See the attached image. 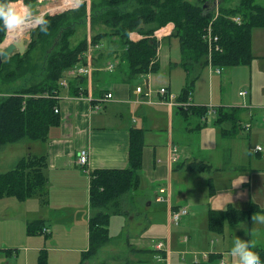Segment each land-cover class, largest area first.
<instances>
[{
	"label": "crops",
	"instance_id": "1",
	"mask_svg": "<svg viewBox=\"0 0 264 264\" xmlns=\"http://www.w3.org/2000/svg\"><path fill=\"white\" fill-rule=\"evenodd\" d=\"M256 2L264 4V0ZM81 28L84 30L83 36L87 37L105 30L101 26L91 29L88 22L82 24ZM172 28L173 25L167 23L153 31V36L159 40L156 58L159 69L155 73H138L132 77H125V73L118 69L119 57L115 56L118 51H114L118 49L116 37L103 36L100 47H92L90 52L91 73L80 78L81 95L70 93L67 88L60 89L57 99L58 122L49 127L46 138L41 141L29 140L25 149L17 150V156L9 155L3 159V163L11 168L28 153L44 154V173L47 177L43 195H34L22 201L11 196L0 198V218L3 219L0 221V249H11L7 255L23 249L22 264H29L30 254L32 261L36 260L40 250L48 252L47 261L52 264V260L57 264H145L149 254L153 256L157 251L163 254L170 251L169 264L174 259L178 260V254L184 253L187 254L184 256L185 264H200V259L224 258L237 237L251 241L254 247L264 246V223L254 219L255 216L264 215V100L255 97L257 93L264 98V48L252 47V29L253 58L249 64L227 67L230 79L221 80L222 89L220 86L217 91L209 79L206 96H201L197 93L198 83L194 90L191 84V106L212 105L217 109H234L235 129L224 134L231 129L230 120L216 122L215 112L208 123L209 117L206 121L200 120V116L194 115L188 106L180 105L184 98L182 91L190 76H187L181 65L179 42L176 43L178 53L172 60V36H169ZM129 37L138 40L142 36L132 31ZM109 63L113 64L110 69ZM172 65L175 66L173 78ZM240 66H246V75L235 89L233 80L236 78L232 77L229 70ZM206 67L214 68L210 64ZM179 71L182 72L180 84ZM229 82L230 88L224 92L223 87ZM138 85H142L139 92L135 90ZM160 87H166L175 99L172 101L160 94ZM244 90V94H239ZM107 92L112 93V96L106 101H99V109L94 108L97 99ZM132 128L142 129L143 134L142 162L138 187L133 191L134 200L138 204L143 199L145 207L157 203L161 208L162 228L167 241L162 249L155 250L153 244V249L141 246L144 237H137L133 243H128L131 253L135 254L133 262L119 256L114 249L104 253L109 261L98 257L92 259L111 241L110 236V241L101 246L94 257L81 263V252L88 247V220L95 212L89 203V172L128 166ZM257 146H261V149L256 151ZM79 149L88 152L85 165L76 162ZM174 149L178 158L172 162L170 155ZM194 161L206 163L209 167H186L188 162ZM256 175L260 184L254 179ZM242 177H245L244 182L232 185V182H239ZM225 183L230 186L220 189L226 186ZM239 186L244 193L249 194H240ZM243 186H247V190ZM159 188L163 190L159 191ZM225 193L236 198L222 199ZM157 194L162 195V201H156ZM251 202L260 211L246 215L236 224L226 220L221 232L209 229L207 215L210 209H224L227 205L247 209ZM169 205L189 209L179 225L169 224ZM203 206L205 219H199ZM116 213L121 212L118 210ZM37 219L44 221L43 226L48 231L28 234L27 224ZM18 220H21V232L13 238H6L4 230L7 224ZM149 220L148 226L153 228L155 222L151 215ZM183 236L185 240L181 242ZM60 237L67 244L60 245ZM206 252L208 259L204 258ZM1 255L6 254L0 251Z\"/></svg>",
	"mask_w": 264,
	"mask_h": 264
},
{
	"label": "trees",
	"instance_id": "2",
	"mask_svg": "<svg viewBox=\"0 0 264 264\" xmlns=\"http://www.w3.org/2000/svg\"><path fill=\"white\" fill-rule=\"evenodd\" d=\"M21 1L30 5L37 0ZM206 2L207 0H97L92 2L93 9L89 21L85 18L86 3L76 10L45 14L49 21L48 31L33 29L24 53L14 52L1 63V81L11 82L31 74L36 78L29 81V84L20 85L19 88L0 96V146L16 143L25 138L34 141L44 140L49 127L58 122L59 116L54 112V106L58 105L56 98L59 93L58 81L66 69L83 59L88 48L87 36H82L76 44H71L70 39L76 33L79 24L89 22L91 29H97L98 26L105 29L90 35L92 44L101 43L105 35L116 37L119 50H114L118 51L115 56L119 57L118 69L125 73V77L159 69L156 59L159 40L153 36V31L168 22L173 24L169 36L178 39L181 65L187 76L209 62L214 68L249 64L253 58L252 29L256 26L264 27V4L257 3L256 0H234L233 3L232 0H226L221 3L215 14V11L205 4ZM230 15H239L240 21L231 19ZM208 28L212 36L217 35L215 41L209 42L202 38V34ZM132 31L138 32L142 37L131 40L129 34ZM35 35L36 38H33ZM4 36L5 30L0 28V43ZM33 49L40 51L39 61H32L30 52ZM10 61H14V68L9 67ZM192 76L190 83L182 91L184 98L190 91L197 73ZM81 87L80 80L69 81L70 93L78 94ZM187 108L200 117L207 111L206 106L190 105ZM215 109L217 112L215 121L230 120L231 129L224 134L231 133L236 126L234 109L223 107ZM142 149V129L132 128L129 137L128 166L89 172V203L95 212L88 220V247L81 252V263L94 257L98 249L110 241L109 207H116L123 194L138 187ZM45 165L44 154L28 153L13 167L0 171V198L11 196L22 201L34 195H43L47 183ZM186 167L205 169L209 165L194 161L188 162ZM257 211H260L259 207L252 202L247 209L228 205L224 209H210L207 224L210 230L221 232L226 220L228 223L236 224L246 215ZM43 224L44 221L40 219L29 222L27 233L41 234ZM254 250L264 261V246H256ZM0 251L7 255L11 249ZM44 251H39L38 264H48Z\"/></svg>",
	"mask_w": 264,
	"mask_h": 264
},
{
	"label": "rangeland",
	"instance_id": "3",
	"mask_svg": "<svg viewBox=\"0 0 264 264\" xmlns=\"http://www.w3.org/2000/svg\"><path fill=\"white\" fill-rule=\"evenodd\" d=\"M21 3L22 1L19 0ZM48 0H37L36 2L30 4V6H32L34 12L39 13L42 9H43V13L44 14H57V13H61L64 12L66 10H76L78 8H80V6L83 3H86V20L89 21L90 20V14H91V10L93 9L92 6V2L97 1L94 0L90 2V0H78V4H74L72 5L71 2L68 3V5L63 8L65 9H56L54 11H50L53 10V8L51 9V6H48V9H44L43 5H47ZM71 1V0H70ZM259 2L263 1V0H257ZM73 2V1H72ZM73 7V8H70ZM210 7V6H208ZM210 9V8H209ZM219 10V9H218ZM89 23V22H88ZM173 25V24H172ZM82 24H79L77 26L78 29H76V33L73 35V37L70 39L71 44H75L76 42H78L80 40V38L83 36V28H81ZM82 29V31H81ZM85 29V27H84ZM253 41H252V47H260V48H264V27H254L253 28ZM32 34V31H31ZM37 35L33 36V38H36ZM31 38L27 39L25 41L26 44V48L27 45L29 44ZM103 40V39H102ZM171 41V46H172V60H174V55H176L178 53V47L176 46V43H178V39L176 37H172L170 38ZM104 42V41H103ZM25 48V50H26ZM24 50V51H25ZM18 53V52H16ZM24 53V52H23ZM22 53V54H23ZM31 58L32 61H39L40 60V51H37V49H33L31 52ZM9 67L10 68H14V61H10L9 62ZM221 72L217 73L215 71V68H210V67H199L197 71L195 72H191L190 74V80L188 83H190L191 79L193 78L192 75H195L197 73V76L194 80V82L192 83L193 86V90L195 88V85L198 83V94L201 96H206V91L208 89V85L209 82L208 80L210 79L211 82L213 83V86L215 87V89L217 91H219V87L221 86L222 89V83L221 80H225V79H230V76L227 74V67H222L220 68ZM174 70H175V66L172 65L171 66V76L173 78L174 76ZM232 74V77L236 78L233 80L234 85H235V89L238 88V84L242 83V81L245 79V75H246V66H240V67H235L229 70ZM149 73H155V71L149 72ZM147 74V73H146ZM36 77L34 75H27L24 78H19L17 80L11 81V82H4L1 81L0 79V96H3L6 93L11 92L12 89H16L19 88L18 86L23 85V84H29V81L31 82V80H34ZM180 82H182V72L179 71L178 72V84H180ZM230 84L231 82H229L225 87H223L224 92H227V90L230 88ZM180 88V87H179ZM194 92V91H193ZM255 97L258 98L259 100H264V98L262 96H260L259 94H255ZM262 110V107H261ZM213 116H210L208 119V123L211 122ZM225 125V124H223ZM29 139H22L20 142H16L11 143V144H5L3 146H0V171L2 170H7L9 165L6 163H3V159L9 157V155L11 156H17V150H22L23 147L25 149V145L28 143ZM252 152L254 153V150L252 149ZM171 156H170V161H171ZM254 179H257V181L259 182V184L261 183V181L258 178V175L254 176ZM238 182H232V185H235ZM226 186H222L220 187V189H224L227 188L228 186H230L229 183H225ZM262 187V185H260ZM238 192L240 194H242L243 196L248 195V192H243V190H241V186L238 187ZM243 189L247 190V186H243ZM134 192L133 191H129L126 192L121 199L119 200V203L117 204L116 207H109V212H110V220H109V224H108V228H109V234L112 237L111 241L104 246L102 249H100V252L97 254V256H95L92 259H96V257L98 258H105V259H101V260H107L109 261L110 259L105 256L104 253H110L109 249H114L115 251H117V253L119 254V256H121L122 258L124 257V259L126 260H132L133 262V258H135V254L131 253V245H129L128 243H133L137 237L143 236L144 240H142V243L140 244L141 246L145 245L148 248H152L151 244H154L157 241H163V243H166V233L165 230L162 228V212H161V208L157 205V203H154L151 199V201L153 202V205H150L149 207H145V203L143 201V199H141L139 201L138 204H136L134 197L135 195H133ZM227 198H232L235 199L236 197L230 193H225L223 194L222 199H227ZM149 200V199H148ZM175 207H173L172 205L168 206V210L174 209ZM116 210H119L121 213L117 214ZM188 211L185 213L186 215L189 212V209H187ZM202 211H205V206H203L202 210L199 212V219H205V215L202 214ZM152 216L153 218V222H155L153 224V228H149V216ZM185 216V215H184ZM183 216V217H184ZM182 217V218H183ZM181 218V220H182ZM3 219L0 218V221H2ZM180 220V222H181ZM20 224H21V220L18 221H13V222H9L7 225V228L4 230V236L6 238H13L15 236H17L20 232H21V228H20ZM27 224V223H26ZM180 224V223H179ZM174 225V224H173ZM1 227V226H0ZM147 233V235L145 234ZM181 236V235H179ZM27 237V236H24ZM221 237V236H220ZM180 240L181 242H183L185 240V236L181 237ZM59 244L60 245H65L67 244V241H65L63 239V237L59 238ZM153 249V248H152ZM14 251H16V249H14ZM44 251V250H43ZM24 250L23 249H19L17 253L13 252L10 255H1L0 256V264H4V262H9V264H22L23 263V254H24ZM45 254H47V251H44ZM63 253V252H62ZM114 253V252H113ZM157 255H159V258H157ZM170 251H166L163 253L157 251V254L155 255H151L149 254V259H147L145 262V264H169L170 263ZM183 256V258H182ZM184 256H187L186 253L182 254H178V260L176 261L175 259L172 261V264H185V258ZM226 256V255H225ZM208 252H206V255L204 256V258L208 259ZM225 258V257H224ZM224 258L217 257V258H212L210 260H206V261H201L200 259V264H218L220 263ZM203 259V258H202ZM51 262H53V264H57L56 261L52 260ZM110 262H118V261H110ZM203 262V263H202ZM47 263L49 264L50 262L47 261ZM29 264H38V260H33L32 261V255L30 254V260H29ZM52 264V263H50ZM69 264H71V262H69Z\"/></svg>",
	"mask_w": 264,
	"mask_h": 264
},
{
	"label": "clouds",
	"instance_id": "4",
	"mask_svg": "<svg viewBox=\"0 0 264 264\" xmlns=\"http://www.w3.org/2000/svg\"><path fill=\"white\" fill-rule=\"evenodd\" d=\"M48 24L49 21L42 11L36 13L32 6L19 3L18 0H0V28L16 39H27L33 29L47 32ZM244 180L245 177H242L235 185ZM254 219L264 223V215L255 216ZM221 264H264V261L254 250V244L251 241L237 237Z\"/></svg>",
	"mask_w": 264,
	"mask_h": 264
},
{
	"label": "built area",
	"instance_id": "5",
	"mask_svg": "<svg viewBox=\"0 0 264 264\" xmlns=\"http://www.w3.org/2000/svg\"><path fill=\"white\" fill-rule=\"evenodd\" d=\"M221 0H207V3L208 5L211 7V9H213L215 11V14L217 13V9L219 7V3H220ZM74 5L76 4L75 2H73ZM72 3V5H73ZM231 19L239 22L240 21V16L239 15H232L231 16ZM202 38L203 39H207L209 42H211L212 40H216L217 39V35H211L210 33V28L207 29V31L205 33L202 34ZM87 63L85 65L83 64H80V65H76L75 67H73L71 70H70V73L73 75V76H77V75H81V74H89L90 71H91V64H90V47H88V52H87ZM109 67H111V65H109ZM216 71L218 72L219 70L216 69ZM67 82H68V79L67 78H62L59 82V84L61 86H67ZM141 87L140 86H137L136 87V90L137 91H140ZM159 92L161 94H164L166 93V89L164 87H161L159 89ZM245 91H240L239 94H244ZM111 97V93H106L105 95H103V97H100L99 100L102 101V100H105L107 98H110ZM189 103L186 101V104ZM185 104V102L183 103ZM94 108H99V105H98V102L94 104ZM55 111H57V109L55 108L54 109ZM213 108L212 107H208V111L206 114H211L213 112ZM263 119H264V113L262 115ZM261 147L260 146H257L256 149L259 150ZM88 159V154H87V151L85 149H80V151L78 152V155H77V162L79 164H85L86 161ZM174 159V157H173ZM161 191L163 189H160ZM157 200H160L161 198L160 197H157L156 198ZM187 212V209L185 207H179L178 209L176 210H171L169 212V220L170 222L174 223V224H177L181 217ZM157 247H160L161 246V242H158L156 244ZM221 264V263H220Z\"/></svg>",
	"mask_w": 264,
	"mask_h": 264
},
{
	"label": "water",
	"instance_id": "6",
	"mask_svg": "<svg viewBox=\"0 0 264 264\" xmlns=\"http://www.w3.org/2000/svg\"><path fill=\"white\" fill-rule=\"evenodd\" d=\"M60 3H61V0H51L47 3V5L56 6V5H59ZM29 38L30 36L27 39ZM25 40L26 39H23V40L15 39L11 42L2 44L0 46V67H1V63L3 62V60L7 59L15 51H17L18 53L24 52L26 48Z\"/></svg>",
	"mask_w": 264,
	"mask_h": 264
},
{
	"label": "bare ground",
	"instance_id": "7",
	"mask_svg": "<svg viewBox=\"0 0 264 264\" xmlns=\"http://www.w3.org/2000/svg\"><path fill=\"white\" fill-rule=\"evenodd\" d=\"M71 2L73 3L72 1L70 0H63V5L61 7H66L68 5V3ZM53 8V10H56L57 8L56 7H53L51 6V9ZM16 38H14L13 36H11L9 33L6 32V35H5V38H4V41H3V44H6L8 42H11L13 40H15ZM61 78L59 79L58 83L60 82Z\"/></svg>",
	"mask_w": 264,
	"mask_h": 264
}]
</instances>
